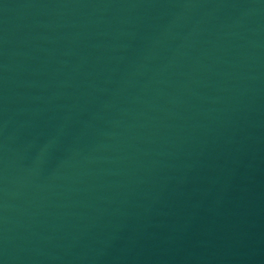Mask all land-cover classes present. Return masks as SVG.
<instances>
[{"label":"water","instance_id":"water-1","mask_svg":"<svg viewBox=\"0 0 264 264\" xmlns=\"http://www.w3.org/2000/svg\"><path fill=\"white\" fill-rule=\"evenodd\" d=\"M0 264H264V0H0Z\"/></svg>","mask_w":264,"mask_h":264}]
</instances>
